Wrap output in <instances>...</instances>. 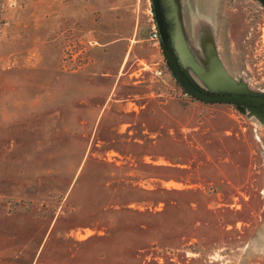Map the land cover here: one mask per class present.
I'll use <instances>...</instances> for the list:
<instances>
[{"label":"rangeland","instance_id":"rangeland-1","mask_svg":"<svg viewBox=\"0 0 264 264\" xmlns=\"http://www.w3.org/2000/svg\"><path fill=\"white\" fill-rule=\"evenodd\" d=\"M151 6L0 0V264H264V112L185 96ZM231 8L213 90L264 95V2Z\"/></svg>","mask_w":264,"mask_h":264},{"label":"crops","instance_id":"crops-1","mask_svg":"<svg viewBox=\"0 0 264 264\" xmlns=\"http://www.w3.org/2000/svg\"><path fill=\"white\" fill-rule=\"evenodd\" d=\"M160 1L173 47L185 72L199 87L216 92L215 86H222L231 78L227 76L230 49L241 28L239 16L231 10V0ZM155 25L149 27L146 22L138 26L140 32L151 34ZM160 43L155 41L156 45L161 46Z\"/></svg>","mask_w":264,"mask_h":264},{"label":"water","instance_id":"water-1","mask_svg":"<svg viewBox=\"0 0 264 264\" xmlns=\"http://www.w3.org/2000/svg\"><path fill=\"white\" fill-rule=\"evenodd\" d=\"M152 6H153L155 23L158 28L160 40L161 43L163 44V48L165 50L167 59L172 66V70L176 74L177 80L189 94L205 102L240 104L241 107L250 106L262 110L264 112L263 94L239 93V92H212L199 87L187 75L181 63L179 62V59L173 47L170 33L166 24L161 1L152 0Z\"/></svg>","mask_w":264,"mask_h":264},{"label":"trees","instance_id":"trees-1","mask_svg":"<svg viewBox=\"0 0 264 264\" xmlns=\"http://www.w3.org/2000/svg\"><path fill=\"white\" fill-rule=\"evenodd\" d=\"M160 45H161V47H162V50H163V53H164V55H165V58H166V61H167V64H168V67H169V69L171 70V72H172V74L174 75V77L176 78V80H177V77H176V74H175V72L172 70V66H171V64H170V62L168 61V59H167V56H166V53H165V50H164V48H163V44L162 43H160ZM177 82H178V84L183 88V90L185 91V92H187L186 90H185V88L179 83V81L177 80ZM190 96H192L193 98H196V97H194L193 95H191V94H189ZM197 99V98H196ZM199 100V99H198ZM229 104H231V103H229ZM235 105H238V106H241L240 104H235ZM165 192H168V191H165ZM172 192H174V193H180L181 191H172ZM160 201H162V200H160ZM159 201V202H160ZM165 201V200H164ZM171 205V206H170ZM169 206L170 207H178L179 205H178V203L175 201V202H173V203H171ZM113 204L112 205H106L105 206V209L104 210H106V211H111V210H113ZM192 206V205H191ZM208 206H206L205 208H206V210L207 211H205L206 213H208L209 212V209L207 208ZM167 207H165V209H166ZM110 209V210H109ZM165 209H163V210H161V211H159V212H151L150 211V214H152L151 216H156V215H159V216H162V217H166L167 216V212H166V210ZM124 209H122L121 211H123ZM125 210H127L128 212H130V210L131 209H125ZM117 212H119L118 210H117ZM146 213V212H145ZM149 213V212H148ZM116 218V217H115ZM109 219H112V217H109ZM117 225H118V219L117 220H115L112 224H111V230H116L117 229ZM190 240V239H192V236H191V233H190V230L187 228V227H184L183 229H181V230H177V229H175V231H170V232H168V233H166L165 232V229L164 230H162V231H159V233H158V239H156L155 241H152V247H155V246H160V247H163V248H166V249H168V250H170V249H172V250H177V249H179V246H181V245H183L182 243H184L185 241H187V240ZM170 253H172V254H175V256L177 255L176 253H174V252H170ZM173 259V257H171V260Z\"/></svg>","mask_w":264,"mask_h":264},{"label":"built area","instance_id":"built-area-1","mask_svg":"<svg viewBox=\"0 0 264 264\" xmlns=\"http://www.w3.org/2000/svg\"><path fill=\"white\" fill-rule=\"evenodd\" d=\"M150 39L160 43V35H159V31H158V28H157L156 25L152 29V32L150 34ZM156 73H157V75H162L163 74V70L162 69H156ZM184 95L185 96H190L189 93L185 92V91H184ZM244 107H246V106H243L242 108H244ZM252 108H254V107H252Z\"/></svg>","mask_w":264,"mask_h":264},{"label":"flooded vegetation","instance_id":"flooded-vegetation-1","mask_svg":"<svg viewBox=\"0 0 264 264\" xmlns=\"http://www.w3.org/2000/svg\"><path fill=\"white\" fill-rule=\"evenodd\" d=\"M262 1V0H261ZM264 2V1H263Z\"/></svg>","mask_w":264,"mask_h":264}]
</instances>
